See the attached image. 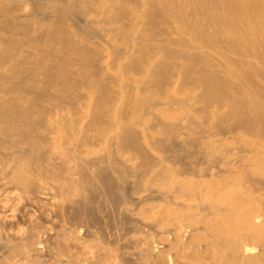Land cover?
Segmentation results:
<instances>
[{
	"label": "bare ground",
	"instance_id": "6f19581e",
	"mask_svg": "<svg viewBox=\"0 0 264 264\" xmlns=\"http://www.w3.org/2000/svg\"><path fill=\"white\" fill-rule=\"evenodd\" d=\"M0 264H264V0H0Z\"/></svg>",
	"mask_w": 264,
	"mask_h": 264
}]
</instances>
